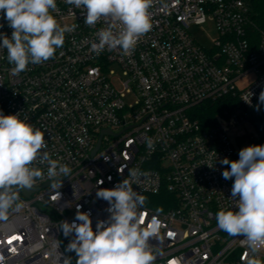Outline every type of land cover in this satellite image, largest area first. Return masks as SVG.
<instances>
[{
    "label": "built area",
    "instance_id": "1",
    "mask_svg": "<svg viewBox=\"0 0 264 264\" xmlns=\"http://www.w3.org/2000/svg\"><path fill=\"white\" fill-rule=\"evenodd\" d=\"M56 4L57 22L77 27L65 34L53 58L29 64L19 75L0 49V111L19 114L44 132L42 151L71 173L53 190L47 163L33 162L45 178L35 181L32 189L38 190L29 197L13 188L22 206L0 220V264H64L63 256L76 264L75 253L65 252L72 237L63 235L60 222L75 220L79 209L90 214L95 231L109 216L107 201L96 192L123 179L146 197L144 226L153 216L160 222L158 237L150 241L163 253L155 264L173 258L181 264H244L243 237L220 230L215 215L237 210L234 177H222L230 166L219 163L236 160L231 133L264 118V32L254 24L251 0H152V28L128 55L91 51L96 33L112 21L102 18L89 27L81 8L65 0ZM210 21L219 35L208 51L192 28ZM0 24V33L10 37L7 21L0 18ZM113 64L123 70L122 88ZM223 100L239 106L228 117L217 116L213 128L192 117L194 108ZM258 257L264 261V248Z\"/></svg>",
    "mask_w": 264,
    "mask_h": 264
},
{
    "label": "clouds",
    "instance_id": "2",
    "mask_svg": "<svg viewBox=\"0 0 264 264\" xmlns=\"http://www.w3.org/2000/svg\"><path fill=\"white\" fill-rule=\"evenodd\" d=\"M65 2L86 12L84 23L89 27L102 18L113 22L96 33L91 51L97 54L108 48L128 55L139 38L152 28L148 11L152 0ZM56 8V0H0V18L12 29L10 37L0 33V49L7 50L14 75L26 71L29 64H41L53 58L63 46L65 34L77 27L61 26L52 15ZM117 25L118 30H114ZM259 104H264V91L259 95ZM46 147L45 134L39 128L20 119L19 114L5 115L0 111V220H6L10 210L22 206L13 188L32 189L37 179L45 178L41 170L32 167L34 161L47 163V180L51 181L53 190L60 189L61 178L70 175L68 165L42 151ZM219 163L230 166L222 172V177L225 180L234 177L231 199L236 201L237 210H219L215 215L217 226L232 237H243L247 248L241 257L244 264H264L258 257L264 248V145L246 146L239 151L238 160L224 158ZM130 175L135 178L137 172L131 171ZM96 197L109 205L107 220L98 221L94 231L90 214L77 209L75 220L62 221L59 225L66 238L72 237L65 252L75 253L76 264H155L163 253L154 251L150 241L158 237L161 225L153 216L144 226L146 212L142 209L146 197L135 191L128 179L111 189L100 188ZM63 259L64 264H71L70 256ZM168 264H181V261L173 258Z\"/></svg>",
    "mask_w": 264,
    "mask_h": 264
},
{
    "label": "trees",
    "instance_id": "3",
    "mask_svg": "<svg viewBox=\"0 0 264 264\" xmlns=\"http://www.w3.org/2000/svg\"><path fill=\"white\" fill-rule=\"evenodd\" d=\"M251 12L255 26L264 32V0H251ZM257 32V30H256ZM239 106V102L231 100H223L218 103H207L194 108L191 115L194 119L199 120L203 128L211 129L216 125L217 116L228 117L235 107ZM257 136L255 138L256 145H264V118L253 120ZM239 157L236 156V160Z\"/></svg>",
    "mask_w": 264,
    "mask_h": 264
},
{
    "label": "rangeland",
    "instance_id": "4",
    "mask_svg": "<svg viewBox=\"0 0 264 264\" xmlns=\"http://www.w3.org/2000/svg\"><path fill=\"white\" fill-rule=\"evenodd\" d=\"M192 35L201 46L208 51H211L214 48V41L218 38L219 32L215 23L210 21L202 27H193ZM111 69L115 71L114 78H116V84L119 88H122L120 80L124 78L123 70L117 64L111 65ZM127 101L131 102L132 98H128ZM255 131V127L251 123H248L231 133L230 138L233 142L237 157H239V151L242 148L250 145H256L255 142L249 138L250 135H256ZM243 134L245 135L243 136Z\"/></svg>",
    "mask_w": 264,
    "mask_h": 264
},
{
    "label": "water",
    "instance_id": "5",
    "mask_svg": "<svg viewBox=\"0 0 264 264\" xmlns=\"http://www.w3.org/2000/svg\"><path fill=\"white\" fill-rule=\"evenodd\" d=\"M99 146H100V142H99V144H98L97 149L94 151V153H96V151L98 150ZM21 190H22L23 194H24L26 197H29L34 191H36V190H38V189H21Z\"/></svg>",
    "mask_w": 264,
    "mask_h": 264
}]
</instances>
